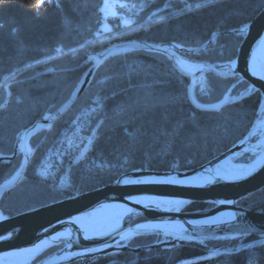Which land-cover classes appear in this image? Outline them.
Masks as SVG:
<instances>
[{"label":"trees","instance_id":"trees-1","mask_svg":"<svg viewBox=\"0 0 264 264\" xmlns=\"http://www.w3.org/2000/svg\"><path fill=\"white\" fill-rule=\"evenodd\" d=\"M264 9V0H0V105L5 83L11 97L0 109V153L11 154L18 133L54 111L71 95L90 55L114 39L175 41L198 46L214 31L237 28ZM243 35L221 34L190 57L224 61L238 55ZM190 78L159 52L135 50L107 60L92 83L54 127L31 138L37 147L25 177L0 200L8 215L32 209L114 181L133 169L197 167L245 137L254 123L262 93L239 76L213 72L199 78L195 97L219 101L234 86L228 103L201 110L189 99ZM250 94L236 102L231 99ZM264 112L261 114L263 117ZM255 133L249 148L233 156L251 162L258 154ZM42 141V142H41ZM89 145L79 162L76 158ZM22 155L0 161V184L14 174ZM239 203L264 208V186ZM193 201L186 210L213 207ZM163 235H140L130 245L151 244ZM239 238L208 240L206 245ZM61 245L46 249L36 260ZM111 252L88 264H264V237L252 235L234 251L183 243L172 248ZM68 264H82L80 260Z\"/></svg>","mask_w":264,"mask_h":264},{"label":"water","instance_id":"water-1","mask_svg":"<svg viewBox=\"0 0 264 264\" xmlns=\"http://www.w3.org/2000/svg\"><path fill=\"white\" fill-rule=\"evenodd\" d=\"M220 33L243 35L235 58L212 61L188 55L209 46ZM135 50L159 52L167 56L179 72L190 78L189 99L201 110H218L223 107L228 103L234 86L219 101L207 104L200 102L193 92L199 78L213 72L224 77L239 76L240 80H248L254 90L262 93V102L249 132L226 151L194 168L133 169L108 184L15 215H8L0 208V257L37 249L36 253L20 264H68L75 260L88 264L111 252L128 250L137 255L128 263H136L143 259L138 256L141 251L168 249L183 243L201 245L211 251L224 247L234 251L241 246V241L235 247L228 243L209 246L205 242L245 238L253 234L264 237V208L252 209L238 203L240 198L264 186V150L251 162L233 160V156L249 148L264 107V9L252 21L239 28L212 33L199 46H186L175 41L115 39L90 55L87 61L90 64L70 97L54 111L46 112L20 131L13 153H0L2 162L23 155L19 168L0 184V200L8 189L15 187L25 177L37 148L31 146V138L52 126L75 104L107 60ZM10 84L11 81L5 84L7 96L0 109L9 102ZM249 94L246 92L230 102L241 100ZM88 145L89 141L76 162L80 161ZM169 200L182 203L176 208L161 205ZM197 200L216 202L217 205L198 210L185 209L189 203ZM117 204L124 209L103 229L94 230L77 221V217L82 214L109 209ZM142 224L154 226L137 227ZM151 234L163 235L165 238L139 246L130 245L128 241ZM57 245L61 246L38 261H33L46 249Z\"/></svg>","mask_w":264,"mask_h":264},{"label":"bare ground","instance_id":"bare-ground-1","mask_svg":"<svg viewBox=\"0 0 264 264\" xmlns=\"http://www.w3.org/2000/svg\"><path fill=\"white\" fill-rule=\"evenodd\" d=\"M242 26V25H241ZM240 27V26H239ZM238 27V28H239ZM218 31H220V30H218ZM214 32H217V31H214ZM213 32V33H214ZM221 34H224V33H220V34H218V35H221ZM212 35V34H211ZM217 35V36H218ZM216 36V37H217ZM215 37V38H216ZM210 38V37H209ZM208 38V39H209ZM207 39V40H208ZM115 40V39H114ZM206 40V41H207ZM206 41H204V42H206ZM214 41V40H213ZM203 42V43H204ZM199 46V45H198ZM207 47V46H206ZM225 61V60H224ZM101 67V66H100ZM85 73V72H84ZM96 74V73H95ZM83 76V75H82ZM82 78V77H81ZM80 78V79H81ZM94 79V78H93ZM12 82V80H8V81H6V82ZM80 81V80H79ZM78 81V82H79ZM4 84V83H3ZM78 84V83H77ZM11 85V84H10ZM77 86V85H76ZM76 86L74 87V89L76 88ZM73 89V90H74ZM85 92V91H84ZM63 104V103H62ZM61 104V105H62ZM207 104H209V103H207ZM4 108V107H3ZM2 109V108H1ZM46 113V112H45ZM44 113V114H45ZM43 114V115H44ZM42 115V116H43ZM41 116V117H42ZM40 117V118H41ZM60 119V118H59ZM58 119V120H59ZM38 120V119H37ZM57 122V121H56ZM56 122L52 125V126H50L48 129H45V130H43V131H45V132H48V131H50L53 127H54V125L56 124ZM30 126V125H29ZM28 126V127H29ZM26 129V128H25ZM85 147V146H84ZM263 151H259V154H261ZM20 155H22V154H20ZM22 157H23V155H22ZM2 162V161H1ZM19 184V183H18ZM17 184V185H18ZM16 185V186H17ZM14 188V187H13ZM12 189V188H11ZM11 189H8L7 191H9V190H11ZM258 189H256V190H254L253 192H255V191H257ZM6 191V192H7ZM5 192V193H6ZM243 198V197H242ZM241 199V198H240ZM239 199V200H240ZM202 201V200H201ZM216 203V202H215ZM238 203H239V201H238ZM240 204V203H239ZM216 205H217V203H216ZM241 205V204H240ZM215 206V205H214ZM124 208H122L121 206H119V204H117L116 206H114V207H112V208H109V209H103V210H101V211H95V212H92V213H86V214H82V215H80V216H78L77 217V221L79 222V223H81L83 226H85V227H91L92 229H94V230H100V229H103V228H105L106 227V225L109 223V222H111L122 210H123ZM253 209V208H252ZM257 209H262V208H257ZM253 235H255V234H253ZM250 236H252V235H250ZM250 236H248V237H250ZM257 236V235H256ZM248 237H245V238H243V237H241V238H239V241L238 242H240L241 241V245L243 244V242L248 238ZM260 237V236H259ZM243 238V239H242ZM157 249V248H156ZM37 252V249L36 250H32V251H25V252H15V253H10V254H8L6 257H7V259H4L3 257H0V264H20V263H24V261L25 260H28L34 253H36ZM37 259V258H36ZM33 260V261H38V260Z\"/></svg>","mask_w":264,"mask_h":264},{"label":"snow or ice","instance_id":"snow-or-ice-1","mask_svg":"<svg viewBox=\"0 0 264 264\" xmlns=\"http://www.w3.org/2000/svg\"><path fill=\"white\" fill-rule=\"evenodd\" d=\"M164 202L165 203H174V204L182 203V201H179V200H169V201H164ZM153 226L154 225H150V224L137 225L138 228H146V227H153ZM109 247H111V245H109Z\"/></svg>","mask_w":264,"mask_h":264},{"label":"rangeland","instance_id":"rangeland-1","mask_svg":"<svg viewBox=\"0 0 264 264\" xmlns=\"http://www.w3.org/2000/svg\"><path fill=\"white\" fill-rule=\"evenodd\" d=\"M257 16V15H256ZM255 16V17H256ZM162 206L164 207H170V208H176L178 206V204H174V203H165V202H162L161 203ZM4 259H7V257H4ZM76 261V260H75Z\"/></svg>","mask_w":264,"mask_h":264}]
</instances>
